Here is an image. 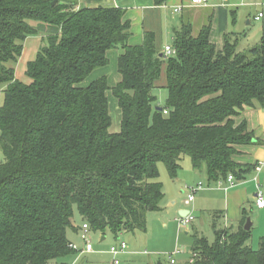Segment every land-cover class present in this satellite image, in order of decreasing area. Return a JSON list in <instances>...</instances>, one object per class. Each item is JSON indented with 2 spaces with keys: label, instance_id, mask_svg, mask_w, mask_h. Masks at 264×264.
I'll return each instance as SVG.
<instances>
[{
  "label": "trees",
  "instance_id": "1",
  "mask_svg": "<svg viewBox=\"0 0 264 264\" xmlns=\"http://www.w3.org/2000/svg\"><path fill=\"white\" fill-rule=\"evenodd\" d=\"M153 1L162 7L168 0ZM124 17L104 0H0V264H60L72 253L75 208L94 233L146 232L147 215L164 198L160 164L176 179L190 158L209 183L255 173L258 164L236 158L240 148L263 143L236 118L264 109V25L260 43L241 52L235 34L218 50L211 23L197 36L184 23L166 59L152 32L129 46ZM37 36L43 45L25 83L15 66L26 39ZM116 48L124 50L122 80L111 92L122 121L111 134L107 77L83 83ZM162 76L168 98L158 111ZM248 216L244 210L237 228L215 220L212 243L194 236L195 264H264V239L258 251L247 245Z\"/></svg>",
  "mask_w": 264,
  "mask_h": 264
},
{
  "label": "crops",
  "instance_id": "2",
  "mask_svg": "<svg viewBox=\"0 0 264 264\" xmlns=\"http://www.w3.org/2000/svg\"><path fill=\"white\" fill-rule=\"evenodd\" d=\"M80 1L83 2L84 0ZM192 1L193 0H168L165 6L156 7L154 5L153 0H104L105 4L114 5L125 11V21H129L131 23V36L128 42L129 46H141L144 42L145 33L152 32L156 36L157 48L162 54L167 46H173V33L175 30H179L184 23L192 24L194 36H197L203 27L211 23L210 41L217 47L218 50H221L224 46L226 36L228 34H234L231 32V29L233 30V27L235 28L237 25L236 22H233L234 26H231L230 24L231 19H229L230 17L229 12L227 11V4L230 5L231 1L227 3L225 0H212V3H210L208 7L201 8H193L191 5ZM240 1V3H231L230 6H237V4L242 5L241 8L244 9L246 19L251 18L249 16V12H251L254 8L259 7L260 5V3L256 0ZM168 6L170 8L180 7L181 11L177 13V15L179 16L176 15L174 16L175 19L171 20L170 17L165 14V7ZM258 15H255L253 17V21L256 23H259L261 21V19L259 21L256 20V17ZM262 19H264V14ZM252 23V20H248L247 26H250ZM256 33L257 35H255V39L257 40L255 43L252 44L247 43V45L242 46L241 41L238 38V47L241 52L247 51L250 48L259 44L262 39L263 30L261 32V30L259 29ZM37 37L39 39L41 36ZM29 38H27L26 41ZM43 38L44 37L42 36L40 40L41 46L43 45ZM40 45H38V47H40ZM24 51L25 46L22 56L24 54ZM123 52L124 50L122 48L110 50L107 53L109 63L111 64V58H113V62L117 60L118 63V59L120 55L123 54ZM108 67L109 66L97 69L92 74L97 72V76L93 81H96L102 77H107L108 86L110 89L109 91H111L112 88H114L118 83L121 82L122 78L121 75L116 76V82L114 83L115 85L111 86L109 83L110 76L108 74ZM16 79L19 80L17 74ZM93 81H91V83ZM243 121L247 122L249 131L253 132L255 134L256 139L261 140L263 144L252 147L240 148L241 152H243V155L237 157L236 161L243 165H256L263 163L261 172L259 174L253 173L244 181H239L237 178H235L232 182L225 180L220 181L218 183H210L211 185L208 188L204 187L197 193V197V194L195 195L194 201L192 203H188L187 188L197 186L195 185L196 183H193L195 177L199 178L198 184H203L204 180H201L200 177L205 176L203 174L204 172L195 170L192 166L190 158H188L190 162L185 163V169L183 165V168L179 172L176 179H171L167 172V180H164L162 182L160 181L163 184L164 193V198L160 203V210L158 212H150L147 215L146 232H135L141 233V235H144L146 237L148 236L147 244L149 243V241H152V243L154 242V244H152L151 246L148 244L149 248H153L154 246L159 247L164 245L168 241H172L173 237L176 236V233V239L177 241H180V235L178 232L179 227L177 223H179L180 225L179 221L182 218L190 215L192 217V223L188 227L191 228L187 229L185 235L189 237L191 241V245L188 248V251L191 254L193 237L202 236L201 234L196 232L194 226L195 219L193 217L195 216V212H198V210H200L202 213H205L208 217V220H210L211 228L215 220L216 222L222 221L224 228H237L242 222L243 212L244 210L246 211V205H253V207H255V197L258 189V182L261 186L262 182L264 181V109H262L258 105L256 106V108L246 109L241 114V116L236 118L237 124H240ZM187 163H190L189 166ZM187 167H190L189 169L191 170H187ZM205 179H207V177ZM179 194L187 195V197L184 200H180ZM187 211L190 212L189 215ZM180 214H182L183 216H180ZM85 223L86 222L83 219V225ZM253 226L254 223L252 224V227ZM81 229L75 226L73 219V228L68 231L69 235L67 233L68 239L71 244L75 245V242L73 241V236H79V232ZM109 235H111L116 242H119L121 240V237L116 238L108 232L106 233V235L100 234L99 241L101 243L106 242L108 240ZM142 239L143 242H145L144 238H142L141 236L140 240ZM123 242L126 243V241ZM75 246L77 247V245ZM112 246L115 245H111V247ZM83 251L84 248L81 250V252L78 250H72L71 254H78V257L80 253L87 254L83 253ZM177 251L180 252V249H178ZM97 252H100L99 249H97ZM151 252L154 255L149 253L147 250L143 252L132 253L128 249L124 254H121L120 256L127 262L132 261V264H169V256H171L172 254L169 256L162 254L163 257L160 254L159 257L164 259L162 261L161 258L156 257L162 251L158 249H152ZM137 256H142L145 258L138 259L136 258ZM190 256L192 257V255ZM185 260L186 259L180 260L177 262V264H191V261L187 260L185 262Z\"/></svg>",
  "mask_w": 264,
  "mask_h": 264
},
{
  "label": "rangeland",
  "instance_id": "3",
  "mask_svg": "<svg viewBox=\"0 0 264 264\" xmlns=\"http://www.w3.org/2000/svg\"><path fill=\"white\" fill-rule=\"evenodd\" d=\"M227 3L230 2L231 3H240V0H225ZM260 3L259 7L254 8L251 12H249V16L251 18H247L248 20H252V24L250 26H247V19H246V15L244 14V9L241 8L242 5L237 4V6H230L229 4H227V11L229 12V19H231V26L233 25V22H236V27H233V30L231 29V32L234 33L236 35L237 38L240 39L241 41V45H247L248 44H252L255 43L257 39H255V35H257V30H263V25H264V19H261V21L259 23H256L253 21V17L255 15H258L259 13H263L264 14V0H256ZM256 2V3H258ZM191 3V2H190ZM210 3H212V0H210ZM105 4V2H104ZM105 5H109V4H105ZM165 14L168 15V17H170L171 20L175 19L174 16L177 15L175 11V9H180V7H165ZM179 16V15H177ZM42 37V36H41ZM41 37L38 39V37H30L26 43L24 44L25 46V51L23 56L21 55L22 58L19 59V64L17 63V65L15 66V77L16 74L19 77V80L25 83H29V79L26 76V69H27V64L28 62H31L35 59L36 55L38 54V52L40 51L41 48ZM260 43V42H259ZM38 45H40V47H38ZM165 45V43H164ZM241 46V47H242ZM224 47V46H223ZM222 47V48H223ZM118 49V48H116ZM242 52H246V51H242ZM113 58H111V64L109 63V76H110V80L109 83L111 86H114L116 80V76H120V74L118 73V63L117 60H115L113 62L112 60ZM17 71V72H16ZM164 73V71H163ZM97 76V72L92 74L84 83L83 86H87L91 83V81H93L95 79V77ZM155 95L157 97V102L155 107H165L166 105V101L168 98V92L165 89V77H161L160 80V84H159V88L155 91ZM107 97L109 100V113L112 119V125L109 129V132L111 134H117L120 133L121 131V121H122V114H121V110L119 108V104L117 99L112 95L111 91H107ZM3 99H4V94L1 91L0 93V106L3 104ZM4 161V155L3 152L0 148V162ZM186 162H190V160L187 158L184 159L183 161V165H184V169H185V163ZM188 166L190 163H187ZM186 164V166H187ZM160 167V181H164L167 180V170L165 168V166L163 164L159 165ZM190 167H187V170H191L189 169ZM203 174L205 176L200 177L201 180H204L203 184L205 188H208L211 184L209 183L208 179H205L206 173L205 171ZM195 177V176H194ZM192 178V177H191ZM199 178H194L193 183H196L195 185H198V180ZM194 187V186H192ZM261 190L264 193V181L262 182L261 185ZM180 196V200H184L187 195H181ZM198 196V194L196 195V197ZM198 203V202H197ZM246 211L248 213V218L251 219V223H254V226L251 228V233H250V239L247 242V245L255 250L258 251L260 250L261 247V243L262 240L264 239V210H257L255 207H253V205H246ZM74 223L76 227H79L80 229L83 226V219L80 217L79 213H78V209L75 208L74 210ZM195 216L193 217L195 219L194 221V226L196 229V232H198L199 234H201L203 237L207 238V240L212 243L215 240V236L214 233L212 231L211 228V224H210V220H208V217L205 213H202L200 210H198V212L194 213ZM217 226L222 228L223 222H217ZM178 227H179V235H180V241H177L176 237H177V233L176 236L173 237L172 241H168L167 243H165L162 246L159 247H154L153 248H149L148 244L151 246L152 244H154V242L152 243V241H149V243L147 244V238L148 236H144L141 235V233H129V234H123L121 237V240L119 242H116L113 237L111 235L108 236V240L106 242H100L99 238H100V234L94 233L91 231L90 234V239L92 241L93 244V248H94V253H92L93 255H88V254H81L78 257V254H70L69 256L60 259L58 262L60 264H113L114 261V257L110 254V249H111V245H117L120 242L126 241V244L128 246V249L132 252V253H136V252H143V251H148L149 253L152 254V249H158L162 252H160L156 257H159V255L163 254V255H171L177 252L178 249H180V253L177 254L175 256L176 261H180L183 259H186L185 262L191 261L192 257L190 256L191 254L188 251V248L191 245V241L190 238L187 237L185 235V232L187 231V229H190L191 227L188 226H180L179 223H177ZM188 227V228H187ZM219 228V229H220ZM69 235V232H68ZM67 235V237H68ZM139 236V237H138ZM144 238L145 242H143V239L140 240V238ZM171 239V238H169ZM73 241L75 242V245H77L78 251L81 252V250L85 247V243L81 238V230L79 232V236H73ZM112 243V244H111ZM171 243V244H169ZM97 249H99L100 252H97ZM127 249V250H128ZM132 249V250H131ZM98 253V254H97ZM154 255V254H152ZM162 255V257H163ZM178 256V257H177ZM78 257V258H77ZM153 257V256H152ZM136 258L138 259H143L145 257L142 256H137ZM161 258V257H159ZM76 260V261H75ZM118 260L120 261L121 264H132L131 262H127L126 260H124L121 256L118 257ZM161 260L163 261L164 259L161 258ZM137 262V261H136ZM140 262V261H139Z\"/></svg>",
  "mask_w": 264,
  "mask_h": 264
},
{
  "label": "built area",
  "instance_id": "4",
  "mask_svg": "<svg viewBox=\"0 0 264 264\" xmlns=\"http://www.w3.org/2000/svg\"><path fill=\"white\" fill-rule=\"evenodd\" d=\"M191 5L193 8L208 7L210 5V0H193ZM180 11H181V9H175L176 13H179ZM262 18H263V14H259L256 17V20L259 21ZM174 54H175V52H174L173 46H167L164 49L163 55L165 56L166 59L170 58ZM166 113L167 112H165V114ZM262 167H263V163L258 164L256 167L255 173L259 174L262 170ZM234 179L235 178L232 175H230L228 177L229 182H232ZM256 180H258V179H256ZM203 188H204V185L202 183L198 184L195 187H188L187 188L188 189V198H187L188 203H192L194 201L195 195L200 190H202ZM257 188L258 189H257L256 197H255V207L258 210H263L264 209V193L261 190V186H260L259 182H258ZM179 222H180L181 226H189L192 223V217L189 215L185 218H182ZM90 234H91L90 226L87 223H85L81 229V238L85 243L83 253H87V254L94 253V248H93L92 241L90 239ZM70 249L75 250V251L78 250V248L73 244L70 245ZM127 249H128V246L125 242H120L119 244L111 247L110 254L114 257L113 264H121L120 261L118 260V257L121 254H124L127 251ZM179 253L180 252L177 251L176 253L169 256V264H177L175 256ZM191 255H192L191 264H194L198 255H196V254H191Z\"/></svg>",
  "mask_w": 264,
  "mask_h": 264
},
{
  "label": "water",
  "instance_id": "5",
  "mask_svg": "<svg viewBox=\"0 0 264 264\" xmlns=\"http://www.w3.org/2000/svg\"><path fill=\"white\" fill-rule=\"evenodd\" d=\"M53 5H54V3H53ZM161 57H162V55H161ZM158 111H162V108H158ZM187 213H188V215H189L190 212L187 211ZM180 216H183V215L180 214ZM186 217H187V216H186ZM184 218H185V217H184ZM251 228H252L251 219L248 218V219H247V223H246V225H245V230H246V231H250Z\"/></svg>",
  "mask_w": 264,
  "mask_h": 264
}]
</instances>
